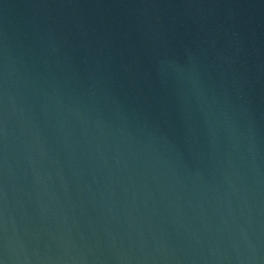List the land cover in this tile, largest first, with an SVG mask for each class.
Here are the masks:
<instances>
[{"label": "water", "instance_id": "obj_1", "mask_svg": "<svg viewBox=\"0 0 264 264\" xmlns=\"http://www.w3.org/2000/svg\"><path fill=\"white\" fill-rule=\"evenodd\" d=\"M0 264H264V0H0Z\"/></svg>", "mask_w": 264, "mask_h": 264}]
</instances>
